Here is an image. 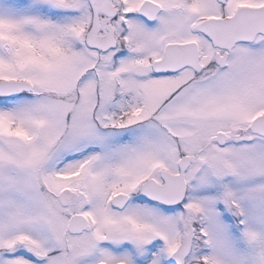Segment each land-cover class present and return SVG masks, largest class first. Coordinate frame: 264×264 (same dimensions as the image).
Returning <instances> with one entry per match:
<instances>
[{
    "label": "snow or ice",
    "instance_id": "obj_1",
    "mask_svg": "<svg viewBox=\"0 0 264 264\" xmlns=\"http://www.w3.org/2000/svg\"><path fill=\"white\" fill-rule=\"evenodd\" d=\"M0 264H264V0H0Z\"/></svg>",
    "mask_w": 264,
    "mask_h": 264
}]
</instances>
